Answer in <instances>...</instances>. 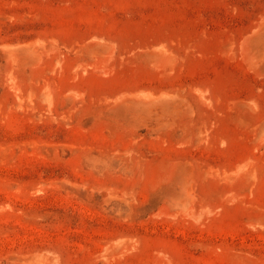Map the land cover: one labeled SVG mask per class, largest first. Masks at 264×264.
<instances>
[{"label":"rangeland","instance_id":"374dc122","mask_svg":"<svg viewBox=\"0 0 264 264\" xmlns=\"http://www.w3.org/2000/svg\"><path fill=\"white\" fill-rule=\"evenodd\" d=\"M0 264H264V0H0Z\"/></svg>","mask_w":264,"mask_h":264}]
</instances>
